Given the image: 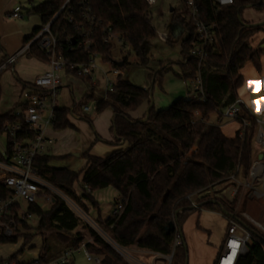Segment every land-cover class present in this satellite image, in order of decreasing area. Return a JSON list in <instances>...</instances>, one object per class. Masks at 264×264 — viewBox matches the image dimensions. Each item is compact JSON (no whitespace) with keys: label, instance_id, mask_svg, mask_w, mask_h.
Listing matches in <instances>:
<instances>
[{"label":"trees","instance_id":"1","mask_svg":"<svg viewBox=\"0 0 264 264\" xmlns=\"http://www.w3.org/2000/svg\"><path fill=\"white\" fill-rule=\"evenodd\" d=\"M63 1L45 0L33 10L40 14L44 23L54 15ZM88 2L100 22L94 50L101 54L103 60L111 62L114 68H119L118 61L113 58V42L104 41L106 29L111 27L137 57V61L130 62L128 56H124L119 60L124 62L123 66H148L150 59L147 57V49L157 36L149 4L145 0ZM245 7L264 12V0H234L233 4L221 8L213 0L202 2L205 21L217 25V40L208 47L209 55L200 69L205 100L182 97L170 107L159 110L152 105L146 120H140L132 118L128 111L149 101L150 89L137 86L120 74L114 89L104 98V92L97 96L90 77H80L88 83L89 89L83 100L75 106L83 108L96 99L97 112L111 107L115 114L113 129L116 144L122 142L126 146L107 157L84 153L86 165L80 170L55 166L52 163L54 157L46 153L35 159L42 178L70 199L82 214L89 216L111 239L126 248L169 254L175 231L182 232V224L192 212L201 209L218 210L226 216H234L241 226L252 233L248 252L239 258L237 264H264V233L235 213V204L225 198L222 188L228 182L236 185L233 176L239 180L248 177L255 157L257 118L242 105V118L248 124L244 125L241 118L234 119L239 128L233 137L226 136L218 123L210 122L214 114L224 116V109L240 97L239 89L244 84L241 70L247 62H251L261 72L264 50L254 48L252 40L257 33L264 31V25L245 26L244 23H252L241 16ZM179 19L174 17V23L178 22V25L171 27L172 32L166 41L172 44L181 40L183 77L193 81L198 70V60L190 54L191 49L198 44L197 32L193 25L184 26L181 24L183 20L180 22ZM40 26L35 27L33 33ZM183 29L188 30L189 38L177 35ZM69 36L77 37L75 26L62 21L59 28V38L63 44L61 51L71 60L86 62L88 54L83 49L76 53L68 51ZM31 37L32 35L26 36L23 45ZM30 53L44 60L48 59L46 53L35 45L31 46ZM166 70L168 67L153 70L151 75L155 79L160 78ZM1 94L0 84V99ZM69 113V109L57 107L52 126L55 129L70 127ZM18 121L20 118L15 115L14 109L0 113V135L6 125ZM23 128L29 136L32 135L24 122ZM109 187L118 192L116 204L121 202L123 209L118 216L102 218L100 204L94 193ZM47 193L52 195L49 208L45 209L40 202L27 205V211L37 218L36 233L21 235L24 237L22 248L35 235L42 236L38 256L40 264H47L54 259V245H58L57 249L62 246L55 257L57 258L65 250L77 248L82 243L86 244L90 252L101 256L99 264H129L82 214L59 195L50 190ZM10 194L9 190L0 185V196ZM193 203L198 208H193ZM18 206L16 203L11 217L16 218L18 229H30L29 219H18ZM89 206L97 211L95 218L91 217ZM171 222L174 224L173 229H170ZM51 237L55 239L52 241ZM18 238L17 232L3 241L15 243ZM185 245L186 242L180 246L179 253L175 251L172 264L186 263Z\"/></svg>","mask_w":264,"mask_h":264},{"label":"built area","instance_id":"2","mask_svg":"<svg viewBox=\"0 0 264 264\" xmlns=\"http://www.w3.org/2000/svg\"><path fill=\"white\" fill-rule=\"evenodd\" d=\"M45 1V0H44ZM151 7L158 0H145ZM183 3L181 13L178 18L183 20L185 25H193L197 32L198 44L191 49L190 56L198 60L197 74L193 80L194 84L190 89V94L194 98L205 100L206 94L203 88L201 76V66L209 55L208 47L217 40V25L214 22H206L202 13L203 0H177ZM43 2V1H42ZM214 4L221 8L234 3V0H213ZM41 3V2H40ZM37 5H34V9ZM171 9L173 11H171ZM170 11L174 14L177 7L171 5ZM9 18H21L22 7L16 5L15 8L7 13ZM73 24L76 29V36H69L68 51L76 53L83 49L88 54L86 62L74 61L64 54L61 49L63 44L59 38V28L61 22ZM178 22L174 23L177 24ZM100 22L93 12L88 0H64L59 9L52 17L32 34L31 39L24 44L22 50L9 56L4 64L7 66L15 63L23 52L30 50L35 45L41 51L45 52L48 59V69L39 74L32 83L27 84L21 91L23 98L20 109L15 111V115L20 121L15 124H8L4 128L7 134V142L0 145V185L11 192L8 196H0V245L6 244L3 241L17 234L18 224L11 212L17 203L16 209L18 219H30L32 214L27 211V205L41 202L50 203L52 195L47 190L54 192L62 197L73 209L82 214L81 210L68 199L63 193L51 185L47 180L39 175L38 167L35 165V159L43 154L51 139L46 135V129L52 126L56 118L55 109L58 107L57 99L61 87L63 86V73H71L78 77H90L93 83V74L97 70L95 60L102 58L98 51L94 50L96 43V32ZM184 25V26H185ZM56 27V29H55ZM104 41H120L118 34L113 32L112 28L106 29ZM179 37L189 38L187 29H183L178 34ZM161 39L166 41V37L161 35ZM103 59V58H102ZM1 70V69H0ZM106 76V85L103 89L104 98H107L109 92L114 89L117 78L122 74L119 68H113L112 76L114 80H109L108 72L103 71ZM97 100H91V103L83 106L85 111L96 109ZM242 105L244 102L238 98L233 104L224 110V115L231 119L241 118L244 125L248 121L242 118ZM258 120V128L255 132V144L258 147L255 159L252 162L248 178L245 180L232 179L236 185L233 189V195H237L241 189H249L251 194L257 198H264V117ZM28 126L32 135L24 131L23 122ZM262 155V158L259 157ZM193 208L198 205L193 203ZM123 209L121 202L117 203L111 215L118 216ZM182 210L180 209L179 212ZM105 240L120 254L129 264H172L175 251L178 247L184 245V236L180 230L175 231V237L172 242V250L169 254L140 250L141 253L149 254L152 261L148 262L138 257L135 249H129L111 239L103 230H98ZM252 240V233L241 226L234 216L229 217V227L226 232L222 252L220 253L216 264H237L239 258L248 252V243ZM84 254L87 261L93 264L101 262V256L90 252L86 244L82 243L77 248H69L60 256L47 264H68L75 252ZM0 264H26L18 260L17 255L7 257L0 256ZM33 264H40L38 259Z\"/></svg>","mask_w":264,"mask_h":264},{"label":"rangeland","instance_id":"3","mask_svg":"<svg viewBox=\"0 0 264 264\" xmlns=\"http://www.w3.org/2000/svg\"><path fill=\"white\" fill-rule=\"evenodd\" d=\"M42 1L44 0H5L4 4L0 7V21H2L5 25L7 32L11 34L19 32L25 33L27 36H31L33 28L41 25L42 23L40 14L36 13L32 7L40 4ZM16 5L22 7L23 17L16 19L9 18L7 13L12 11ZM171 5L177 7V12L175 14L170 11ZM150 8L153 15V24L157 29V36L151 41L147 49V57L150 59L149 65L139 66L136 64H128L126 66L119 67V69L121 70L123 76L129 79L133 84L142 88L150 89L153 106L156 110H159L170 107L179 98H190L191 94L189 89L192 88L194 82L183 77V54L181 49V40L170 44L161 39V35L165 36L166 39L169 38V35L172 32L171 25L174 24L175 21L174 17H177L178 14L181 13L183 3H178L177 0H158V2ZM241 16L245 21H255L252 23L264 20V12H258L253 7H245L242 10ZM261 43H264V40L260 42V44ZM113 45V58L115 60H122L123 57L127 55L130 62L137 61L136 55L126 44H124L123 41H114ZM23 48L24 47H22L21 50ZM258 48L261 47L259 46ZM261 49L264 50V47ZM38 61L39 57H36L30 53V50H27V52L22 53L18 62L14 65V68L4 67V70L0 65V69H3V72L0 74V82L3 90L0 100L1 113H6L12 108H15L14 112L20 109V104L23 101L21 96L23 80L21 81L20 79L32 77V75H34V73L38 70L36 63ZM95 64L98 68L93 74V81L97 82V84L94 85V88L97 96H101V93L106 85V76H104L103 71L108 72L109 80H114L115 78L112 76V70L114 67L111 62L104 61L102 58H97L95 60ZM166 67H168V70L163 72L160 78L155 79V77L151 75L153 70L159 71ZM62 77L63 84L66 85L65 87L62 86V88L64 87V89L67 88L70 90V85L67 83V80H69L73 87L74 98L78 102L82 101L84 96L88 93L89 86L82 80V78L74 74L65 72L62 74ZM260 84H262V86ZM260 84L257 81H252L250 82L249 89L253 92V107L257 115H260L258 105L261 102L258 93L260 90L258 89L260 86L264 88V78ZM262 98H264V95ZM57 100L58 107L64 104V97L61 92H59ZM71 101L73 102L72 97ZM96 115L97 111L95 109L88 111L86 114L87 119L85 120L88 121L87 124L90 128H92L91 122H93V118ZM145 118L146 117L143 119ZM220 119L227 121V119L230 118L225 115L220 116L219 118L218 115L214 114L211 117L210 122L218 123ZM257 128L258 120L256 129ZM6 142L7 134L3 132L0 135V145ZM193 149L195 150L196 148ZM74 155L76 154L70 152L62 158L53 159L52 163L58 167H68L74 170H80L82 169L86 159L84 155ZM234 186L230 182L223 184V195L226 199L235 204V213L240 216V218H244L264 233V198L254 197L249 189H241L237 195H233ZM115 191L116 190L114 188L109 187L95 192L96 198L99 199L100 215L102 217H107L109 215L110 207L115 204L117 200L114 196ZM87 204L91 205L89 202ZM43 206L47 209L50 207V203H44ZM91 208L92 207L89 206L91 217L95 218L97 216V211H93ZM82 215L97 231L101 230L89 216L84 214ZM229 217L230 216H227V218ZM227 218H225L220 212L207 209L194 211L188 216L182 224V234L185 238L187 249L186 262L188 264H216L224 245V242H222L223 238L229 227V219ZM36 225L37 218L32 217L29 219L30 229L25 230L19 227L17 230L19 234L17 242L0 245V256L7 257L17 255L18 260L26 264H33V262L37 261L42 247V236L39 234L35 235L32 241L24 248H22L24 237L21 236L23 234H35ZM52 238L53 237H51V240L53 241L55 238ZM88 240L89 237L87 236L86 241ZM54 246V256L52 258L55 259L56 255H58L59 251L62 249V246L58 249V245ZM180 249V247L176 249L177 253L181 251ZM82 251L83 250L75 252L69 264H93L92 262L87 261Z\"/></svg>","mask_w":264,"mask_h":264},{"label":"crops","instance_id":"4","mask_svg":"<svg viewBox=\"0 0 264 264\" xmlns=\"http://www.w3.org/2000/svg\"><path fill=\"white\" fill-rule=\"evenodd\" d=\"M4 2L5 0H0V7L2 6V4H4ZM247 22H255V21L252 20V21H247ZM26 36L27 35H25V33L18 32V33L11 34L7 32V30L5 29V25L3 24L2 21H0V50H1L0 65L1 66L4 64L5 60L9 56L15 54L22 48L23 42ZM263 40H264V32L261 31L254 36L252 40V46L254 48H258L259 46L263 48L264 43L260 44V42H262ZM19 58L17 59L15 63L11 65L3 66V69L4 67L14 68V65L18 62ZM36 63L38 66V70L34 73V75H32V77H29L27 79H20L21 81L23 80L22 89L27 84L32 83L39 74L43 73L44 71L48 69V63L46 60L39 58V61ZM3 69L0 70V74L3 72ZM246 69L249 74L247 73ZM241 73L244 76V84L239 89V96H240L239 98L244 102V106L248 108V110L257 119H261L264 117V98H262L264 95V88L261 87L262 84H260L262 79L264 78V56H262V59H261V72H258L251 62H247L245 66L242 68ZM252 81L253 82L257 81L261 85L258 89L260 90L258 93L261 99V102L258 105V108H259L258 111H260V115L259 114L257 115L253 107V101H254L253 92L249 90L250 82ZM67 83L68 85H70V90L67 88L64 89V87L66 86L64 84H63L64 87L63 88L61 87L62 89H60V92L61 94H63V97H64V104L60 107L67 108L70 110L68 119L71 123V126L64 128V129H55L53 126L48 127L46 129V135L48 136V138L51 139V142L48 143L44 153L52 155L54 159L62 158L68 155V153L70 152H73V154H76L74 156H80L86 152H89V154L94 155V156L107 157L112 152L118 149L124 148L126 146L125 143L121 142L120 144H116V141H117L116 133H115V130L113 129V123H114V117H115L113 109L111 107H108L102 110L101 112H97V115L93 118V122H91L92 128H90V126L87 124L88 121L85 120L87 119L86 114L88 113V111H85L81 107L75 106V104L78 103V101H76V99L74 98L73 87L71 85V82L67 80ZM85 83L88 85L87 82ZM96 84L97 82L94 83V85ZM1 88H2V85H1ZM2 93H3V90H2ZM1 97H2V94H1ZM71 97L73 99V102L71 101ZM185 98H189V97H185ZM150 105H151L150 100L145 101L137 109L128 111V114L132 118L141 120L144 117H146L149 111ZM13 109L15 108H12L11 110ZM230 119H227V121H223L222 119H220L218 121V124L220 125L222 131L224 132L226 136L233 137L239 128V124L234 119H231V120ZM257 148L258 147L255 144V154L257 152ZM85 165H86V161L84 162L83 167ZM114 196H115V199L117 200L119 199V194L117 191L114 192ZM96 199L99 202V199L98 198ZM115 205H116V202L112 207H110L109 215L107 217L111 215V211ZM212 211L220 212L225 218H227V216L221 211H218V210H212ZM107 217H102V218H107ZM225 236H226V233H225ZM225 236L222 242H224ZM135 251L138 257H140L141 259H144V260L149 259V260H146L148 262L152 261V258L149 254L147 253L143 254L140 252L139 249H136V248H135Z\"/></svg>","mask_w":264,"mask_h":264},{"label":"water","instance_id":"5","mask_svg":"<svg viewBox=\"0 0 264 264\" xmlns=\"http://www.w3.org/2000/svg\"><path fill=\"white\" fill-rule=\"evenodd\" d=\"M171 11H173L172 9H171ZM245 24V26H247V27H257V26H263L264 25V20L263 21H260V22H257V23H244ZM174 25H178V24H172L171 25V27H173ZM180 32H178V34H179ZM177 34V35H178ZM118 63V66L119 67H122L123 66V64H124V62L123 61H118L117 62ZM150 107L153 105V101H152V96H151V94H150ZM150 109V108H149ZM148 117V114L146 115V118ZM146 118L145 119H141V120H146ZM260 158H262V155H260L259 156ZM174 228V224L171 222L170 223V229H173ZM185 247H186V245H185ZM186 264H188L187 262H186Z\"/></svg>","mask_w":264,"mask_h":264}]
</instances>
